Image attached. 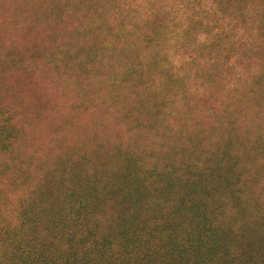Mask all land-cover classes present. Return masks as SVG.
I'll return each mask as SVG.
<instances>
[{"label":"trees","instance_id":"1","mask_svg":"<svg viewBox=\"0 0 264 264\" xmlns=\"http://www.w3.org/2000/svg\"><path fill=\"white\" fill-rule=\"evenodd\" d=\"M144 2L153 22L117 24L125 0H0V264H264V0ZM57 3L103 11L72 46L91 84L119 86L92 108L106 126L69 124L92 110L60 99L71 45L37 40L69 35Z\"/></svg>","mask_w":264,"mask_h":264},{"label":"rangeland","instance_id":"2","mask_svg":"<svg viewBox=\"0 0 264 264\" xmlns=\"http://www.w3.org/2000/svg\"><path fill=\"white\" fill-rule=\"evenodd\" d=\"M23 2H26L24 7L22 8V10H25L27 12L28 16H33V14L31 12H33L34 8H38L39 11H37V14H40V12L43 10L44 7H40L41 2H43V0H22ZM125 2H127L126 5L123 6H117L113 12H118L120 13V16L117 20V24L119 23H123V18H122V14L125 12H130V10H132L131 12V16L133 17V22L135 21V19L137 20V15L141 16V20H147L149 22H153V20L150 19H146V14L142 15L141 13H139L141 8H144L146 6H148V2H144V0H128ZM66 3V1H65ZM60 4V5H58ZM54 6H58L60 8H56V10L59 12V14L66 18V28L68 29V27H70V33L69 35H67L64 32L60 33V32H55L53 35H49L50 38L48 39V41L40 36L41 34H39V37L37 38L38 42H44V43H52V42H58V41H67L68 44L71 45V47L68 46L67 51L65 52V59H64V66L66 68L67 71L65 72H58L57 74H59L60 76L62 74L65 75L64 80L66 81V87L63 88L65 94L64 95H60V99L64 102V103H70L71 104V109L78 106L84 109H90L92 110L93 106L94 107H101L104 108V105L109 103L112 104L113 106H115L116 102H118V98L119 96L117 95L118 85H112L110 84V82H107L104 80L103 83H99V84H91V82L97 81L99 80V78L101 77L98 73H85L81 68L78 67H74L75 65H78V61H76V57H73L75 54H77V50L75 49L74 46H72V42L73 40H77L75 38V34L74 32L78 31V29H76L75 27H77L78 24H80L81 22H83V20H85L88 16L90 15H97L99 16L100 14H102V10H100L99 8H90L87 11H83L82 15L83 18L79 19L77 16H75V13L73 12V6L72 4H68V5H64L62 3H57L55 5L51 6L52 12L54 14V17L56 18V14L54 13ZM41 9H40V8ZM106 7H110V5H106ZM78 8V6H77ZM13 9V8H10ZM4 15H8L11 14L12 12H10V10L6 11L4 10ZM164 12V11H161ZM1 14L3 15V12H0V16ZM86 15V16H85ZM25 17V16H24ZM209 20V19H208ZM51 22H53L54 24H56L55 22H57V20H55L52 16H51ZM72 22V25L70 26ZM53 24V25H54ZM55 26V25H54ZM60 29L64 30L61 26ZM72 33V34H71ZM154 43V41H153ZM212 44H214L212 42ZM96 46V45H95ZM134 46H137V43H134ZM71 48H73L74 50L70 51ZM83 52H88V51H83ZM71 53V54H69ZM81 55H84L85 53H80ZM72 56V57H71ZM61 58V57H59ZM58 58V59H59ZM133 58H136V54L133 55ZM93 61V60H92ZM175 61V60H173ZM31 61L29 62H25V66H28L29 64H32ZM1 63V60H0ZM92 63V62H91ZM90 63V66H91ZM70 69H76V72L74 73L72 79H71V75H70ZM80 72L84 78V82H81V78H80ZM93 75L92 78H90V76ZM209 74V80L207 81L208 85L212 84V81L215 80V78ZM169 81H174L175 79L171 78L170 75H165ZM122 84H125L123 81L125 78H122L121 76H119ZM128 77V75H127ZM75 80V81H74ZM127 81V79H125ZM131 80V79H130ZM181 79H178L176 81H180ZM191 88L193 87V85L196 83L197 81V74L196 73H192L191 74ZM264 89V88H263ZM226 92V89L223 88L222 86L220 87V93H221V99L223 100V102L227 101V98L230 96H226L224 93ZM262 97L264 96V90H262V93L260 94ZM114 114L111 112V115ZM84 113L81 112V110H78L76 112L72 111L71 114V119L69 121V124L76 126V124L79 122V125L76 127V130H79V127H81L82 125L85 124H89L91 123L92 120L97 119L98 120V124L101 126H106V122L107 120H105L102 116H97L96 114H93V110L89 116V119L86 120V116L83 118ZM97 116V118H96ZM264 132V130H263ZM76 135V134H73ZM72 136V135H71ZM78 136V135H76ZM127 137V136H126ZM73 140L69 139L70 141H67L69 144V147L73 146L74 149L73 150H86L84 149V147L80 148L79 147V140H75V138L72 136ZM264 136L262 137L263 140ZM242 138H240L241 140ZM225 140V145H227V150H236L237 149V144H236V140L237 137L236 136H232V137H224ZM77 142L76 146H74L72 144V142ZM84 141L86 143H90L91 141L86 140L84 138ZM243 141V140H242ZM191 144L190 147L192 146H196L197 148L194 149H190V150H199L198 146H202V142H203V138L199 135V132L196 133L194 136H192L191 140H190ZM209 144H213V145H217L220 142L218 141V139H213V137L209 138ZM95 144L93 143L92 146L88 147L90 150H92L91 147H93ZM95 150V148H94Z\"/></svg>","mask_w":264,"mask_h":264}]
</instances>
